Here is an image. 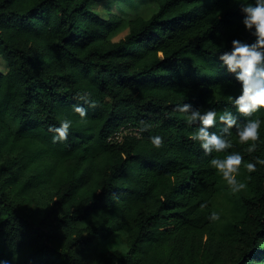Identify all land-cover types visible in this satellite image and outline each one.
Masks as SVG:
<instances>
[{
  "label": "trees",
  "instance_id": "16d2710c",
  "mask_svg": "<svg viewBox=\"0 0 264 264\" xmlns=\"http://www.w3.org/2000/svg\"><path fill=\"white\" fill-rule=\"evenodd\" d=\"M94 1L0 0V264H264V166L242 167L248 187L233 193L209 166L223 154L205 155L189 139L198 125L174 111L238 115L228 98L242 86L219 56L255 41L239 3L150 0L149 17L126 19ZM65 118L68 139L53 143ZM232 131L229 152L264 159V123L251 155ZM116 232L128 249L99 250Z\"/></svg>",
  "mask_w": 264,
  "mask_h": 264
},
{
  "label": "clouds",
  "instance_id": "9594fccd",
  "mask_svg": "<svg viewBox=\"0 0 264 264\" xmlns=\"http://www.w3.org/2000/svg\"><path fill=\"white\" fill-rule=\"evenodd\" d=\"M235 2L239 3L240 11L244 16L242 20L244 28L255 37V41L251 44L233 40L232 50L219 56L222 65L227 67L229 73L235 75V79L242 86L238 96L228 98L238 115L228 109L220 113L214 109L201 111L186 103L176 105L174 111L181 113L189 126L198 125L190 133L189 139L198 143L205 155L223 154L213 157L209 166L226 182L230 191L239 193L248 187L245 180L239 179L241 168L251 174L257 170V165L264 166V159L255 158L254 162L246 163L239 152H229L234 147L231 139L233 129L238 143L247 145L246 151L249 155L257 151L261 139L260 129L264 121L252 117L264 110V0H254V4L242 3L240 0ZM79 99L91 108L98 107L97 102L89 101L87 94L80 96ZM73 111L81 120L87 115V109L79 105L73 106ZM238 117L246 118L245 122L240 123ZM217 121L223 126L220 134L210 131L216 127ZM72 125L73 121L65 118L60 121L58 127L50 126L48 131L52 133L53 143L66 141ZM141 131H147V126ZM149 140L156 149L164 147V140L159 135L150 136ZM247 180H251V175ZM201 207L207 205L202 204ZM219 218L216 212L208 216L212 222Z\"/></svg>",
  "mask_w": 264,
  "mask_h": 264
},
{
  "label": "rangeland",
  "instance_id": "374dc122",
  "mask_svg": "<svg viewBox=\"0 0 264 264\" xmlns=\"http://www.w3.org/2000/svg\"><path fill=\"white\" fill-rule=\"evenodd\" d=\"M90 7L91 10L103 13L104 11H111L114 13H120L123 10V14L126 19H131L135 17H149L157 9V6L150 0H124L122 3L116 4L118 0H95ZM120 9V10H119ZM127 31L119 34L114 40H118L125 36ZM8 70L7 64L0 58V72L6 73ZM226 184V182H225ZM227 195L220 198L219 204H221V209L229 207L226 200ZM99 250L105 251L110 249H117L119 251H126L128 249L127 240L125 234L122 232H116L108 239L100 241L97 244Z\"/></svg>",
  "mask_w": 264,
  "mask_h": 264
},
{
  "label": "built area",
  "instance_id": "2783aa9c",
  "mask_svg": "<svg viewBox=\"0 0 264 264\" xmlns=\"http://www.w3.org/2000/svg\"><path fill=\"white\" fill-rule=\"evenodd\" d=\"M130 130H127V129H121L120 131L114 133L112 136L109 137V142L111 143H120L123 139V136L124 135H127V133H129Z\"/></svg>",
  "mask_w": 264,
  "mask_h": 264
}]
</instances>
